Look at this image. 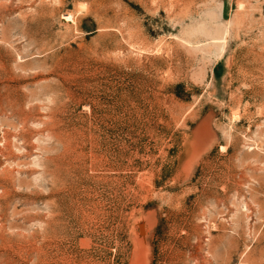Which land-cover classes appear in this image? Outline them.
I'll return each mask as SVG.
<instances>
[{
  "label": "rangeland",
  "instance_id": "1",
  "mask_svg": "<svg viewBox=\"0 0 264 264\" xmlns=\"http://www.w3.org/2000/svg\"><path fill=\"white\" fill-rule=\"evenodd\" d=\"M0 264H264V0H0Z\"/></svg>",
  "mask_w": 264,
  "mask_h": 264
}]
</instances>
